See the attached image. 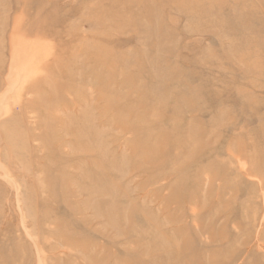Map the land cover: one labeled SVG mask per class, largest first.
Returning <instances> with one entry per match:
<instances>
[{"label": "rangeland", "instance_id": "rangeland-1", "mask_svg": "<svg viewBox=\"0 0 264 264\" xmlns=\"http://www.w3.org/2000/svg\"><path fill=\"white\" fill-rule=\"evenodd\" d=\"M144 1L0 0V264H264V0Z\"/></svg>", "mask_w": 264, "mask_h": 264}, {"label": "bare ground", "instance_id": "bare-ground-1", "mask_svg": "<svg viewBox=\"0 0 264 264\" xmlns=\"http://www.w3.org/2000/svg\"><path fill=\"white\" fill-rule=\"evenodd\" d=\"M154 3L152 4L151 1H144V9L146 10V12L149 11V6L152 7H160L163 4V0H153ZM126 7H129L128 5H125ZM131 6V5H130Z\"/></svg>", "mask_w": 264, "mask_h": 264}]
</instances>
